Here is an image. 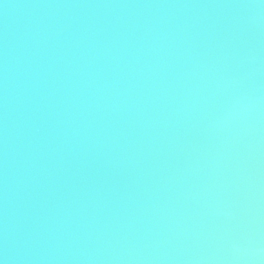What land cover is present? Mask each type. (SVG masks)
<instances>
[{"label": "water", "instance_id": "95a60500", "mask_svg": "<svg viewBox=\"0 0 264 264\" xmlns=\"http://www.w3.org/2000/svg\"><path fill=\"white\" fill-rule=\"evenodd\" d=\"M3 264H264L262 0H0Z\"/></svg>", "mask_w": 264, "mask_h": 264}, {"label": "clouds", "instance_id": "9594fccd", "mask_svg": "<svg viewBox=\"0 0 264 264\" xmlns=\"http://www.w3.org/2000/svg\"><path fill=\"white\" fill-rule=\"evenodd\" d=\"M262 2H264V0H262ZM0 264H3V262H2V261H0Z\"/></svg>", "mask_w": 264, "mask_h": 264}]
</instances>
